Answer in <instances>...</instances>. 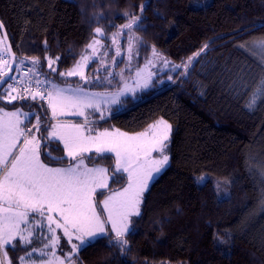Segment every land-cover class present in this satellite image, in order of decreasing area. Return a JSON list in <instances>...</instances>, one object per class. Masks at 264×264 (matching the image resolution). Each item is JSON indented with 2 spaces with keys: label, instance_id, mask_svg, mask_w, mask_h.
I'll use <instances>...</instances> for the list:
<instances>
[{
  "label": "trees",
  "instance_id": "16d2710c",
  "mask_svg": "<svg viewBox=\"0 0 264 264\" xmlns=\"http://www.w3.org/2000/svg\"><path fill=\"white\" fill-rule=\"evenodd\" d=\"M125 12L142 15L146 27L133 29L142 41H137V66L155 46L181 67L168 70L172 79L160 86L124 97L120 109L96 123L136 132L163 118L172 126L170 162L145 192L141 215L132 218L130 250L111 249L105 237L81 248L78 264H264V104L249 112L248 96L230 89L240 77L249 88L261 78L262 54L252 41L264 37V0H0V21L16 61L39 59L37 70L58 80L64 79L58 72L84 52L94 29L111 35L129 21ZM205 44L198 63L186 70L183 63ZM244 44L247 48L240 47ZM56 57L62 59L52 73L48 61ZM29 103L46 117L38 100L0 101V107L29 108ZM49 151L63 157L57 141ZM43 153L46 164L70 163ZM90 155L88 164H104L113 176L111 155L107 160ZM116 175L122 179L100 191L123 186L125 176ZM200 176L208 178L203 186L195 182ZM107 231L114 237L108 226ZM12 260L18 264L16 256Z\"/></svg>",
  "mask_w": 264,
  "mask_h": 264
},
{
  "label": "snow or ice",
  "instance_id": "6c2138e0",
  "mask_svg": "<svg viewBox=\"0 0 264 264\" xmlns=\"http://www.w3.org/2000/svg\"><path fill=\"white\" fill-rule=\"evenodd\" d=\"M146 5H141L143 13ZM125 17L130 14L125 12ZM99 19V17H97ZM3 23L0 22V29ZM146 31L142 15H132L129 21L120 26L119 30L112 33L111 39L113 45H116V55L111 57L113 64L118 65L122 49L120 45V36L124 29L131 32ZM95 35L85 46V51L91 50V55L83 54L80 60L68 72H58L57 64L62 57H56L55 60L49 59L48 67L50 72L57 73L61 77L80 76L85 83L88 78L82 69L89 66L90 63L101 59L98 53L106 46L102 44L101 37H106V31L102 27L94 29ZM6 38V37H5ZM135 41L141 42L140 37H135ZM134 41L130 38L128 43L129 60ZM3 44V41H0ZM208 47L205 44L197 53L188 57L183 63L187 70L198 63V57ZM241 48H247V44L240 45ZM252 49L258 50L261 55L260 71L261 78L255 87L249 88L247 82L240 77L230 85V89L237 95H247L248 99L245 108L249 112H254L261 104H264V37L252 41ZM71 54V50H69ZM15 56L11 48L0 49V65L11 68L13 65L4 60V54ZM108 51L103 52V56H108ZM152 57L163 59L165 65L171 62L164 59L152 48ZM122 59V58H121ZM32 67L28 73L39 76L37 66L39 59L34 58ZM24 65V61L15 63L16 71H19ZM148 66L153 65V59L147 60ZM100 67L108 72L104 77L109 85L113 84L116 75H120L123 80V69L120 73L109 71L103 62ZM181 65L173 64V70L180 68ZM100 69H97L99 71ZM145 70H138L134 84L123 83L119 90L110 96H104L99 93H89L82 87L66 88L49 80L45 75L44 79H35L36 91H31L32 76L27 87L18 88L21 82L15 76L7 72L0 71V101H7L11 104L13 101H22L27 103L29 100H44L45 94L48 99V107L51 109V118L55 120L57 116L70 112L73 115L83 117V124L65 125L59 121L52 124L48 137H37L35 132L47 130L46 123L42 122L39 115L36 116V124L28 127L25 119L32 116L33 112L22 111L16 108L15 111L7 112L0 107V251L3 252L5 259L8 258V249L30 245L34 238L36 227L30 223L32 216L29 214H38L41 218L45 217V209L48 212L46 217L48 221V231L51 233L49 243L44 247L55 248L59 245L60 237L56 235V229H62L64 236L68 237L71 243L73 236L79 241V244L72 245V252L69 257H73L81 248L90 246L98 239L107 238L111 249H118L121 254H126L130 250L129 235L134 226L131 216H140V205L144 201V194L149 189L151 181L161 174L169 164L170 157L167 154L170 143V133L172 126L164 119L156 121L148 126L143 132L135 135L116 130L109 132L96 133L91 135L92 129L88 127L92 121L89 116L92 112H100V119L103 120L104 111L109 110L108 105L122 104L121 97L129 93L135 98L138 91H143L151 86L153 73L148 72L147 77L143 76ZM181 75H187V72ZM171 80L172 77L170 76ZM7 83V89L4 85ZM51 85V87H48ZM43 86V87H41ZM23 92L24 94H20ZM7 93V95H5ZM15 93V95H14ZM23 106V105H22ZM103 106V109H102ZM31 108L32 104H28ZM88 110H92L89 112ZM28 123H31L29 120ZM85 131L89 134L86 135ZM22 140V143H18ZM59 140L63 143L64 150L70 160L68 167H48L41 161V155L44 149L50 148L51 143ZM18 149V151H14ZM58 151L59 149H55ZM96 153V160H107L109 153L115 155V172L112 181L117 182L122 177L116 173H127L128 185L121 192L113 193L102 201L103 212L98 210L96 197L104 193L99 191L108 187V177L106 173L109 169L103 167H88L86 160L92 161V155L84 156L85 153ZM159 154L157 158H152V153ZM52 160L62 162L63 157L51 156V151L43 153ZM74 162V163H73ZM197 185L203 186L208 182L207 176L196 178ZM219 189L220 185H216ZM219 194V193H218ZM261 207L264 208V194L261 196ZM103 213H107V221L103 219ZM57 215L63 223L53 218ZM43 227L42 220L36 222ZM106 223H111L114 237L106 230ZM27 225L21 228V225ZM55 224V228L51 225ZM27 233V235H25ZM17 239L19 243H17ZM217 240L223 243V240L217 236ZM35 251V249H32ZM30 255V253H29ZM57 259V264H65V260ZM23 261V257H21ZM4 264V260H0ZM9 264L11 262L9 261ZM51 264V262H49ZM67 264H72L71 259Z\"/></svg>",
  "mask_w": 264,
  "mask_h": 264
},
{
  "label": "rangeland",
  "instance_id": "374dc122",
  "mask_svg": "<svg viewBox=\"0 0 264 264\" xmlns=\"http://www.w3.org/2000/svg\"><path fill=\"white\" fill-rule=\"evenodd\" d=\"M117 31V30H116ZM114 33V32H113ZM95 35V33H94ZM112 33L111 35H107L106 37H101V41L102 44H104L106 47L101 49V52L98 53V55L101 57V59H97L95 60V63H90L89 66H86L82 69V71L84 72L85 76L88 78V83H85V81L83 80L81 83H77L75 81H73V78H80V76H72V77H63L64 79H56L53 76H47L49 80L53 81L54 83L58 84L60 87L62 88H66L69 85L73 88L75 87H82L84 88V90L86 92L89 93H99L101 95L104 96H110L111 94L115 93L116 91L119 90V87L127 82L129 84H134L135 79H136V73L138 70L144 69L145 71L143 72V76L147 77L148 72L153 73L152 76V81H151V86L149 88H152V86H156V84L158 86H160V84L167 82L169 79V77L171 75H167L166 72L168 70L174 72L175 70H173L172 65L173 64H178L172 60H169L168 58H166L163 54H161L159 51H157L158 53H160L162 55V57L164 59H167L168 61H170L171 63L168 65H165L163 62V59H157L152 57V52L150 53L149 57L147 59H145L141 65L137 66V60H138V56H139V52H138V42L135 41L133 43V48H132V53H131V60H129V53H128V43H129V39H133L136 36V33L132 30L131 32H129V30L124 29L123 33L120 36L121 38H124L125 41L120 40V47L122 49L121 52V57H117V60L120 61L118 63V65L113 64L111 57L116 55V45H113L112 43V39H111ZM0 41H3L0 35ZM0 49H6L4 42L3 44H0ZM108 51L109 55L108 56H103V52L104 51ZM88 54L91 55V50L88 49L87 51L84 50V52L81 54ZM81 55L75 60V62L70 65L69 67H67L66 69H64L62 72H68L70 69H72L74 67V65L80 60ZM122 58V59H121ZM151 58L153 59V65L154 66H148L147 65V60ZM20 61H24V64H26L27 66L32 67V63L26 59H20L18 58V60L16 61V63L20 62ZM101 62H103L105 64V66L109 69V71H112L114 73H120L121 70L123 69V80L121 79L120 75H116L115 79L113 80V84L109 85L107 83V81L104 79V77H106L108 75L107 71H104V69H102L100 67ZM8 63V62H7ZM27 68V69H29ZM97 69H100L99 71H97ZM179 69V68H178ZM7 70V67L0 65V71L5 72ZM177 70V69H176ZM16 71V69H15ZM39 72V71H38ZM40 73V72H39ZM157 74H160L159 77L157 78L156 81H154V78ZM30 75L32 76V79H44L45 74H41L39 76H34L32 74H24V78H30ZM7 83L4 85V88L7 89ZM48 87H51V85H48ZM148 88V89H149ZM146 89V90H148ZM143 90V91H146ZM140 91H138L137 93H139ZM22 94V93H20ZM5 95H7V93H5ZM15 95V93H14ZM23 95V94H22ZM136 95V94H135ZM127 96H131L133 97L130 93L124 97ZM121 97V101H123V98ZM39 101V99H37ZM124 103L122 104H112V105H108L109 110L104 111V117L108 118L110 116V114L112 112H114V110H118L123 106ZM21 108V107H20ZM22 111H26V112H33L34 114L28 118L25 119V122L27 124L28 127H31L33 124H36V116L39 115L41 117L42 122L46 123V127L47 130H44L42 132H35L34 134L37 135V137L43 136V137H48L49 132L51 131L52 128V124L57 123L58 121L60 123H63L65 125L71 126V125H75V124H83L84 122V118L83 117H79L76 115L71 114L70 112H65V114L63 115H59L57 116V118L55 120H53L51 118V109L48 107V103L46 106V117L41 116V114L39 113L38 109L35 107H31V108H21ZM103 109V106H102ZM5 111L7 112H12L15 111L16 109H6L4 108ZM89 112H92V110H88ZM0 115H3V113H0ZM101 113L100 112H92V114L89 116V119L92 121V123L88 126L92 129L91 131V135H95L96 133L99 132H104L105 130L109 131V132H114L116 130H119L120 132L123 133H127L128 135H135L136 133L139 132H143L146 129H148V126L151 124H154L156 121L163 119V118H159L155 121H153L152 123H150L146 128H144L141 131H136V132H129V131H125L123 129H119L117 127H111V128H101L98 127L97 125V121L101 120L100 117ZM31 121V123H28V121ZM85 134L88 135L89 133L87 131H85ZM171 134V133H170ZM57 142H59L63 148V157L66 159H69L66 155V152L64 150V146L63 143L60 142L59 140H57ZM18 143H22V140ZM50 148L48 149H44V152L47 153L49 152ZM14 151H18V149L14 150ZM91 153H95V151L93 150ZM91 153H85L84 156H88ZM96 154V153H95ZM168 154V152H167ZM109 155H111L113 157V172H115V155L109 153ZM169 155V154H168ZM159 156L158 153L153 152L152 153V158H157ZM42 161V159H41ZM43 162V161H42ZM170 162V160H169ZM44 163V162H43ZM74 163V162H73ZM86 165L88 167H103L106 169H109L106 165L104 164H99V163H95V164H88L87 160L85 161ZM46 164V163H45ZM70 163L65 164V165H49L46 164L48 167H53V168H57V167H68ZM118 174V173H117ZM125 176V184L121 187L118 188H114L110 191H108L106 194H104L103 196H101L97 201L98 204V210L103 212V204L102 201L104 199H106L109 195H112L113 193L116 192H121L125 187H127L128 185V179H127V173H121ZM107 177H108V187L109 184L112 181V173L109 170L106 173ZM157 177V176H156ZM153 181H151L152 183ZM150 183V185H151ZM108 187L104 188L107 189ZM104 189H100V190H104ZM99 190V191H100ZM96 199V198H95ZM141 206V205H140ZM30 216L33 217V219H31L30 223L32 225H34L36 227V231L34 234V238L32 240V243L30 245H24L23 247H16L14 249L9 248L8 249V258L5 259L3 252L0 251V260H4V264H9V261L11 262V264H13V256L17 257L18 260V264H49V262H51V264H57V259L59 258L61 260H65V264H67V261L69 259H71L72 264H78V260H77V253L74 254L73 257H69V253L72 252V245L73 244H79V241L75 238V236H73L71 243L68 240V237L64 236L63 230L62 229H56V235L58 237H60V242L59 245H57L55 248L52 247H44L45 244L49 243V239L51 236V233L48 231L49 225H48V221L46 219L48 212L45 209V217L41 218L38 214H29ZM134 216H131L129 219L132 220ZM53 218L58 220L60 223H63V221H61L59 219V217L55 214H53ZM103 219L105 221H107V213H103ZM38 220H42L43 222V227L41 228L40 225H38L36 222ZM107 226L109 228V230L111 231L112 226L111 223H106L105 227L107 230ZM27 227V225L22 224L21 228H25ZM51 227L55 228V224L51 225ZM112 232V231H111ZM25 235H27V233H25ZM17 243H19L18 239H17ZM35 249V251H33L32 249ZM30 253V255H29ZM21 257H23V261L21 260Z\"/></svg>",
  "mask_w": 264,
  "mask_h": 264
},
{
  "label": "built area",
  "instance_id": "2783aa9c",
  "mask_svg": "<svg viewBox=\"0 0 264 264\" xmlns=\"http://www.w3.org/2000/svg\"><path fill=\"white\" fill-rule=\"evenodd\" d=\"M4 60H6L8 62V55L5 53L4 54ZM27 73V70L22 67L19 71H15L12 73L11 76H15L17 78V80H19L21 83L17 85L18 88H24L27 87L30 83V80L27 78H24V74ZM43 87V86H41ZM37 90V86L35 84V82L31 81V91H36ZM22 94H24L23 92H21ZM47 95L45 94V99L44 100H39L41 103H43L45 105V103L47 102Z\"/></svg>",
  "mask_w": 264,
  "mask_h": 264
},
{
  "label": "water",
  "instance_id": "95a60500",
  "mask_svg": "<svg viewBox=\"0 0 264 264\" xmlns=\"http://www.w3.org/2000/svg\"><path fill=\"white\" fill-rule=\"evenodd\" d=\"M0 34H1L2 40L4 42L5 48H9L10 47L12 54L15 56V62H14L13 61V56L12 55H8L6 53L8 55V64H11L13 66L11 68L7 67V70L5 72H7L9 75H12V73L14 72V69H15L16 55H15V53H14L12 47H11V44H10V41H9V38H8L7 33H6L4 25H3V28L0 29Z\"/></svg>",
  "mask_w": 264,
  "mask_h": 264
},
{
  "label": "crops",
  "instance_id": "0c3cea01",
  "mask_svg": "<svg viewBox=\"0 0 264 264\" xmlns=\"http://www.w3.org/2000/svg\"><path fill=\"white\" fill-rule=\"evenodd\" d=\"M22 67H24L26 70H27V73H28V69L27 68H29V66H27L26 64H24ZM21 67V68H22ZM26 74V73H25ZM27 78V77H26ZM27 79H29L30 80V78H27ZM32 81L34 82L35 81V79H32ZM47 103H48V100H47V102L45 103V108H46V106H47ZM19 108V107H18ZM16 109V108H15ZM47 113V112H46Z\"/></svg>",
  "mask_w": 264,
  "mask_h": 264
}]
</instances>
